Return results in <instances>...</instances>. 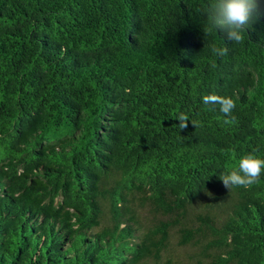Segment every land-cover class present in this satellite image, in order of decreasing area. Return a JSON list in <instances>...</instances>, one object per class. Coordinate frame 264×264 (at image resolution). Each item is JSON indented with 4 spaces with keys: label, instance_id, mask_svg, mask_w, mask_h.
<instances>
[{
    "label": "trees",
    "instance_id": "obj_1",
    "mask_svg": "<svg viewBox=\"0 0 264 264\" xmlns=\"http://www.w3.org/2000/svg\"><path fill=\"white\" fill-rule=\"evenodd\" d=\"M207 3L0 0V264H147L173 228L195 264H264V174L219 179L264 158V0L241 43Z\"/></svg>",
    "mask_w": 264,
    "mask_h": 264
},
{
    "label": "clouds",
    "instance_id": "obj_2",
    "mask_svg": "<svg viewBox=\"0 0 264 264\" xmlns=\"http://www.w3.org/2000/svg\"><path fill=\"white\" fill-rule=\"evenodd\" d=\"M205 17V36L220 31L226 34L229 41L241 43L244 40L246 31L262 14L260 0H208L206 7L198 10ZM212 53L217 57H224L228 54V48L219 47L216 44L210 45ZM202 102L205 104L219 105V111L227 118L225 123L234 120L232 117L235 109V101L231 97L210 95L204 96ZM176 119L179 121L177 127L183 130L188 127L189 118L181 113ZM196 127L195 121H190ZM264 174V158H259L252 153L241 156L238 168L221 175L219 179L228 190L234 187L247 189L259 182Z\"/></svg>",
    "mask_w": 264,
    "mask_h": 264
},
{
    "label": "rangeland",
    "instance_id": "obj_3",
    "mask_svg": "<svg viewBox=\"0 0 264 264\" xmlns=\"http://www.w3.org/2000/svg\"><path fill=\"white\" fill-rule=\"evenodd\" d=\"M144 220L146 215L151 214L147 212V209L142 208ZM198 249L195 244L191 242H184V240L178 235L175 228L169 231V237L165 248L161 251L160 257H151L147 261V264H195V260L198 258Z\"/></svg>",
    "mask_w": 264,
    "mask_h": 264
}]
</instances>
